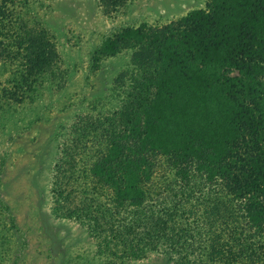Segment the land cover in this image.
Segmentation results:
<instances>
[{
  "label": "trees",
  "instance_id": "trees-1",
  "mask_svg": "<svg viewBox=\"0 0 264 264\" xmlns=\"http://www.w3.org/2000/svg\"><path fill=\"white\" fill-rule=\"evenodd\" d=\"M11 2L0 0V35ZM23 36L27 51L10 58H21L23 83L39 84L57 53L43 31ZM6 47L0 40V61ZM123 48L135 72L112 81L111 110L70 126L51 214L128 237L112 252L124 261L161 252L172 264H264V0H208L164 28L116 29L93 58ZM78 161L85 189L69 183ZM224 193L229 216L200 224ZM113 217L126 225L113 229Z\"/></svg>",
  "mask_w": 264,
  "mask_h": 264
},
{
  "label": "rangeland",
  "instance_id": "rangeland-1",
  "mask_svg": "<svg viewBox=\"0 0 264 264\" xmlns=\"http://www.w3.org/2000/svg\"><path fill=\"white\" fill-rule=\"evenodd\" d=\"M207 2L125 0L117 9L98 0L9 3L3 22L6 31L0 35L9 56L0 61V239L4 243L0 264H172L161 252L129 261L113 256L114 251L127 250L122 241L128 237H112L106 226L89 229L84 222L55 218L51 194L55 180H60L57 154L72 137L70 126L78 116L90 119L97 111L111 110L110 86H120L112 81L135 72L128 49L98 61L93 58L94 48L116 29L164 28L193 11L205 10ZM29 29L43 31L57 53L39 84L29 79L23 83L21 58H10L27 51L23 45L29 42L21 37ZM83 170L78 161L75 179L69 180L72 187L78 184L85 189ZM232 206L227 194L213 196L202 207L205 216L199 223L210 227L211 219L221 222ZM110 222L113 229L126 225L119 217Z\"/></svg>",
  "mask_w": 264,
  "mask_h": 264
}]
</instances>
